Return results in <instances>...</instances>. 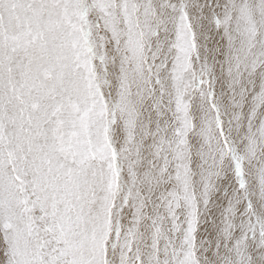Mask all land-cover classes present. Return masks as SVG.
Returning <instances> with one entry per match:
<instances>
[{
	"label": "snow or ice",
	"instance_id": "1",
	"mask_svg": "<svg viewBox=\"0 0 264 264\" xmlns=\"http://www.w3.org/2000/svg\"><path fill=\"white\" fill-rule=\"evenodd\" d=\"M0 264H264V0H0Z\"/></svg>",
	"mask_w": 264,
	"mask_h": 264
}]
</instances>
